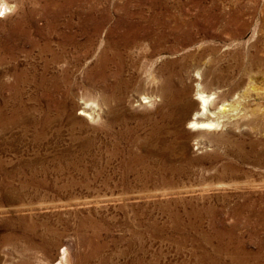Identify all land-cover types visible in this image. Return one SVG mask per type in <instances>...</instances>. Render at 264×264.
<instances>
[{
    "label": "rangeland",
    "instance_id": "obj_1",
    "mask_svg": "<svg viewBox=\"0 0 264 264\" xmlns=\"http://www.w3.org/2000/svg\"><path fill=\"white\" fill-rule=\"evenodd\" d=\"M0 2V264L264 262V0Z\"/></svg>",
    "mask_w": 264,
    "mask_h": 264
},
{
    "label": "bare ground",
    "instance_id": "obj_2",
    "mask_svg": "<svg viewBox=\"0 0 264 264\" xmlns=\"http://www.w3.org/2000/svg\"><path fill=\"white\" fill-rule=\"evenodd\" d=\"M77 1V0H76ZM79 1V0H78ZM2 5V2H0V6ZM4 11V10H3ZM93 16V15H92ZM91 17V16H90ZM93 19V18H92ZM105 19V18H104ZM101 20V19H100ZM82 21V20H81ZM90 23V22H89ZM80 25V24H79ZM82 26V25H80ZM99 27V26H98ZM18 28V27H17ZM178 29V28H177ZM96 30V28H95ZM131 30V29H130ZM97 32V30H96ZM127 33V32H126ZM131 33V32H130ZM173 33V32H172ZM175 33V32H174ZM126 35V34H125ZM129 36V35H128ZM132 37V36H131ZM127 38V37H126ZM133 38V37H132ZM135 39V38H134ZM164 39V38H163ZM122 42V41H121ZM124 43V42H123ZM127 43V42H126ZM116 46V44H115ZM3 60V59H2ZM181 88V87H180ZM198 94V93H197ZM213 97L212 96H205V95H200L199 96V100H200V104H201V117H205L206 116V119L203 120V121H196V119L192 122L193 126L198 129V130H213V129H217L219 124H220V118H217V116H215L213 113L209 112L210 111V105H211V101H214L212 100ZM170 105V104H169ZM225 107L223 106H220V111L221 113H224L223 111L225 110L224 109ZM197 117V116H196ZM222 118V117H221ZM210 133V132H209ZM68 187V186H67ZM251 209V208H250ZM244 210V209H243ZM240 215V214H239ZM136 216V215H135ZM238 217V216H237ZM264 218V217H263ZM173 219V218H172ZM150 231V230H149ZM191 231V230H190ZM175 239V238H174ZM208 243V242H207ZM206 243V244H207ZM214 248V247H213ZM216 249V248H215ZM213 251V250H212ZM220 251V250H219ZM104 252V251H103ZM207 252V251H206ZM218 252V251H217ZM216 252V253H217ZM263 252V251H262ZM215 253V254H216ZM221 253V252H220ZM235 253V252H234ZM245 253V252H243ZM214 254V253H213ZM229 254V252H228ZM258 254V253H257ZM227 255V253H226ZM235 255V254H234ZM202 256V255H201ZM208 256V255H206ZM232 256V255H231ZM260 256V255H259ZM263 258H264V254L261 255ZM237 257V256H236ZM249 257L250 258H253L254 262H257L259 264H264V262L258 260L259 257L258 256H250V255H247V254H243V258L245 261H249ZM104 261V260H103ZM252 262V261H251ZM254 262H252L253 264H255ZM234 264H244L242 261H236ZM250 264V262H249Z\"/></svg>",
    "mask_w": 264,
    "mask_h": 264
},
{
    "label": "snow or ice",
    "instance_id": "obj_3",
    "mask_svg": "<svg viewBox=\"0 0 264 264\" xmlns=\"http://www.w3.org/2000/svg\"><path fill=\"white\" fill-rule=\"evenodd\" d=\"M0 15H3V13H2V12H0Z\"/></svg>",
    "mask_w": 264,
    "mask_h": 264
}]
</instances>
